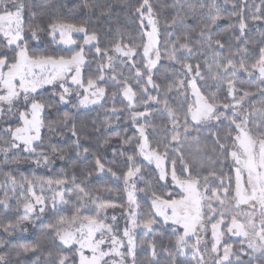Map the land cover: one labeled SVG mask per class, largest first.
<instances>
[{
    "label": "snow or ice",
    "instance_id": "1",
    "mask_svg": "<svg viewBox=\"0 0 264 264\" xmlns=\"http://www.w3.org/2000/svg\"><path fill=\"white\" fill-rule=\"evenodd\" d=\"M84 7L91 9L94 5L85 3ZM198 10L200 11L199 16L197 15ZM134 14L139 19L140 42L138 44L125 43L121 36L110 42L108 47L102 48L99 46L100 40L97 33L90 32L85 23L52 21L42 26L37 22L36 13L30 10L27 0H0V34H2L0 116L12 114L17 116L21 122L15 129L9 125L2 130L11 139L4 141L5 146L0 147V154L4 156L0 163L5 166L9 164L18 166L22 162H27L29 158H34L32 162L37 166L47 167L54 162L53 157L63 160L65 158L64 149L52 143V137H48V143L45 144V136L42 135V129L45 128L52 133V136H63L65 135L63 129H68L71 136L75 138L70 147L77 152L78 157L86 158L90 149L82 148L81 137L71 114L65 112L58 120H46L42 114L46 108L50 109L59 104H71L73 108H77L80 105L98 103L107 95L106 89L100 85L111 81L118 89H121L120 93L114 92L112 96L120 94L128 102L126 107L131 112L132 123L136 125L138 132V137L135 139L138 142L139 156L149 164L155 161V166L159 169V181H166L169 176L162 162L168 158L169 152L180 151L177 145L188 141L191 135L190 128L194 130L202 127L219 128L225 121L228 122L227 131L223 134L220 131L211 133L215 139V146L211 152L218 159L223 158L224 161L230 159L231 163L227 165L228 171L225 172L221 168L219 172L213 170L208 175H201L184 160L181 153L178 157L179 173L176 168L177 161L174 159L170 172L172 183L163 185L170 190L157 194L151 189H137L133 182L134 178H138L143 171L137 163V156H125L127 171L122 176H118L117 172L106 166V161L96 156L93 164L94 170L97 173L110 174L117 180H122L127 193L128 218H130L131 228L126 226L122 236L118 229L114 230L112 224L104 222L101 214L104 209L115 208L117 205L109 202L96 204L92 194L76 184L75 179L71 181L73 185L71 188L67 187L69 181L66 179L46 181L48 186L51 187L54 184L60 189L50 198L51 207L49 209L45 196L37 195L34 191L35 179L30 180L21 176V180L17 181L11 173H5L6 178L10 179L11 191L15 193L17 187L20 189L22 200L18 199L17 202L23 203L24 214L19 216L15 223L0 225V227L10 235L21 228V225L32 223L35 216L43 214L46 210L59 211L57 200L60 204H67L69 201L65 197L72 194L76 197L75 211L72 215L59 216L55 223L47 224L43 230L47 233H54L62 245H78L72 259L75 260V256L78 255L79 264H109L105 258L112 255L121 257L119 264H124L125 254L120 251L125 246L124 238H127V255L133 257L135 255L131 229L140 227L142 223L145 229L151 230L154 225L161 222L160 218H162V223L172 227L173 234L177 235L175 255H183L184 250L189 247L192 248L194 256L201 254L200 233L207 231V226L210 224L214 238L211 254H219L218 246L227 232L242 236L251 254L259 252L264 257V109H254L253 113L245 110L243 102L250 93L245 91L241 95L235 87L238 75L243 74H247L249 78H256L264 84V47H259L258 55L253 59L251 58L253 54L247 47H237L233 50L228 42L216 38L215 29L223 19L221 6L217 0H207V2L201 0L198 6L190 5L191 18L201 23L195 43H193L192 32H185L181 38L176 36L174 31H168L162 40L158 27L159 21L150 0H139L134 8ZM232 15L236 17L238 24H229L228 28L233 33L238 28L240 35L234 36V39L241 42L248 24L242 11L233 12ZM188 19L189 16L173 18L171 27L174 28L177 24L185 26ZM252 19L259 20L260 17L253 15ZM74 33L83 34V44H78L73 39ZM44 35L50 36L53 42L73 46L79 50L72 51L71 55L33 51L31 42L39 44ZM242 42L247 44L246 40ZM86 46L95 47L93 55L99 57L102 62L97 64L96 70L99 75L88 77L85 81L82 78V66L86 62L84 52ZM197 53L204 56L203 68L201 63L189 62L190 58ZM162 58L178 64L180 73L184 77L169 84L163 95L160 94L161 85L157 84L153 77V69L157 67ZM117 64L126 68L129 75L125 76L123 71H118ZM105 72L111 74L106 77ZM205 75L211 79L212 86L217 89L221 88L225 82L227 83L226 95L232 101L231 103L226 100L221 101L216 92L209 91L206 94L201 91L197 81H203ZM69 77L71 84L77 86L76 90L67 86ZM45 85L53 88L50 94L51 99L48 101L37 99L35 95L38 89ZM57 87L60 89L59 92L55 91ZM173 88L184 92L186 108L173 109L169 106L168 92ZM189 88L191 89L190 102L187 91ZM153 91L157 92V95H152ZM260 95L264 96V89L260 90ZM73 96L77 98L75 103L72 100ZM21 98L23 110L17 109L14 112L13 109L16 108ZM153 105L159 109L157 113L151 111ZM139 107H143L145 111H137ZM117 111V109H112V114L116 115ZM155 114H166L170 127L165 125L164 130L171 133V138L165 137L164 141L152 147L146 134L151 124L139 121L141 119L147 121ZM253 114L255 119L252 118ZM213 121L217 123L213 124ZM108 142V139L103 141L104 144ZM192 142L199 144V138L193 137ZM125 143L131 144L132 140H126ZM117 154L124 155V153L114 151V156ZM92 175V172L88 173L89 178ZM44 183L45 181H40L41 189ZM3 186L0 184V187ZM138 192L150 195L147 218L132 210L133 206L140 208L136 200ZM8 200L6 193L5 199H0V206L7 209ZM88 203L93 204L94 215H82V211H90L86 206ZM37 206H39L38 212ZM240 206L247 207L249 211L230 215L232 208ZM119 207L123 208L124 205H119ZM112 220L115 221L116 217L113 216ZM192 237H196V242L189 245ZM105 245L106 250L103 247ZM0 247H6L2 240H0ZM151 247L152 256L155 257L157 255L155 245ZM19 248L23 253L36 254L40 251L39 245L22 244ZM86 250L91 255H86ZM241 250L243 251V241ZM230 254L236 255L232 245L225 243L223 255L213 260V264H233ZM17 255H20V252H17ZM169 255L173 256L172 264H177L175 255L172 253ZM0 264H8L3 254H0ZM33 264H69V256L61 252L53 258L49 253L43 262L37 257ZM112 264L116 262L112 261ZM198 264H205L202 254ZM261 264H264V260Z\"/></svg>",
    "mask_w": 264,
    "mask_h": 264
},
{
    "label": "trees",
    "instance_id": "2",
    "mask_svg": "<svg viewBox=\"0 0 264 264\" xmlns=\"http://www.w3.org/2000/svg\"><path fill=\"white\" fill-rule=\"evenodd\" d=\"M200 2L201 0H150L159 21L158 27L161 39L165 38L168 31H174L176 36L181 38L185 32H192L194 35L193 43H195L196 34H198L201 23L199 20L191 18L190 5L195 4L198 6ZM204 2H207V0H204ZM27 3L30 10L36 13L37 22L41 23L42 26L52 21L76 24L85 23L90 32L95 31L97 33L100 40L99 46L102 48L108 47L110 42L121 36H123L125 43L138 44L140 42L139 19L134 14V8L138 5L139 0H27ZM85 3L94 5V7L91 9L85 8ZM217 3L221 6L223 19L215 29L216 38L228 42L233 50L237 47H247L249 52L253 54L251 58L254 59L258 55L259 47H264V0H227V3H225V0H217ZM241 11L248 24L245 36L242 38V41H247L246 45L242 41L237 42L234 39V36L240 35L238 28L235 33L228 28L229 24H238V20L232 13ZM197 15H200L199 10L197 11ZM253 15L259 16L260 19L253 20ZM181 16H189L187 25L182 26L177 24L174 28L171 27L173 18ZM81 38H84V36ZM0 43H2V34H0ZM31 48L33 51H47L56 55H71L72 51L79 50L76 47H71V51H69V47L53 42L52 38L47 35L42 37L39 44L34 41L31 42ZM161 50L163 52L162 46ZM84 52L86 64L84 66L83 79L86 81L88 77L99 75L96 70L97 64L102 61L99 57L93 55L95 47H85ZM203 61L204 56L198 53L194 54L189 60L193 64L201 63L202 68L204 67ZM116 67L118 71H123L125 76L129 75L126 68H122L119 64ZM110 74L109 72L104 73L106 77ZM153 77L155 82L161 85V95H163L169 84L184 78L183 74L180 73L179 65L164 58L153 69ZM197 83L201 87V91L206 94L209 91L216 92L221 101L232 102L226 95L228 91L226 82L221 88L217 89L212 86L211 79L205 75V79L203 81L198 80ZM100 86L106 89L107 95L97 106L89 109H80L79 107L73 108L71 104H59L50 109L46 108L42 114L46 120H58L63 117L65 112H69L81 137L82 148L86 147L90 149L86 158L84 156L78 157L77 152L70 147L72 140L75 138L71 136L68 129H63L65 133L63 136H52V133L48 132L45 128L42 129V135L45 136V144L48 143V137H52V143L64 149L65 158L63 160L53 157L54 162L47 167L43 165L37 166L32 162L34 158H29L27 162H22L18 166L14 164L5 166L3 163H0V184L4 185L0 187V199H5L6 193L9 197V207L4 209L0 206V225L15 223L17 218L24 214L23 203L17 202L18 199L22 200L20 189L17 187L15 193L11 191L12 185L10 179L6 178L5 173H11L17 181L21 180V176L27 177L30 180L35 179L34 191H36L37 195L43 194L45 196L49 209L51 207L50 198L54 192L60 189L54 184L51 187L48 186L46 181L49 179H66L69 181L67 187L71 188L73 187L71 181L75 179L76 184L92 194L96 204L105 202L115 203L117 208L124 213L128 211L127 193L124 190L123 181L117 180L110 174L97 173L93 168L96 156H100L102 161L107 162V167H111L113 171L117 172L118 176H122L127 171L125 156L135 155L138 157L137 163L140 164L143 170L142 174L133 181L137 189H151L152 191H156L157 194L166 193L170 190L163 187L164 181L158 180L159 170L139 156L138 142L135 139L138 137V132L136 131V125L132 123L131 112L127 110L126 106L128 102L120 94H117L115 97L112 96L114 92L120 93L121 89H118L111 81ZM235 87L241 95L245 91L250 93L243 102L245 110L253 113L254 109H264V96L260 95V90L264 89V84H261L258 79L249 78L247 74L238 75ZM55 91L59 92V87ZM187 91L190 102L191 89L189 88ZM52 92L53 88H49L39 91L35 95L37 99L48 101L51 99L50 94ZM151 94L157 95V92L153 91ZM168 98L169 106L173 109L186 108L183 91L173 88L168 92ZM76 99V97L72 98L73 103L76 102ZM17 109L23 110V101L19 102L13 111L16 112ZM112 109L118 110L116 115L112 114ZM136 110L145 111L143 107H139ZM151 111L157 113L159 109L153 105ZM252 118H256L254 114ZM139 122L151 124L146 134L152 147H156L158 142L164 141L165 137L171 138V133L164 130L165 125L170 127L166 114H155L150 116L147 121L141 119ZM20 123L19 120L9 119L7 116L0 118V147L5 146L4 141L11 139L2 130L9 125L15 129ZM227 127L228 122L225 121L219 128L202 127L198 130L190 128L191 135L188 137V141L177 145L180 151L168 153V158L165 159L167 170L171 171L173 166L172 160L175 159L177 161L176 168L179 173L180 162L178 157L182 153L184 160L190 163L195 171L201 175H208L213 170L219 172L221 168L227 172V165L231 163L230 159L228 161H224L223 158L218 159L211 152V149L215 146V139L211 133L220 131L223 134V132L227 131ZM181 135L183 136L182 131ZM193 137L199 138V144L192 142ZM105 139L109 140L108 144L103 143ZM129 139L132 140V143L126 144L125 141ZM114 151L116 153H124V155L117 154L114 156ZM161 151H163L162 148ZM3 159V154H0V161H3ZM89 172L93 173L90 178L88 177ZM232 174L234 176V172ZM41 180L45 181L43 189L40 186ZM65 199L69 202L58 207L59 211L52 212L46 210L43 215L37 217L31 224L25 223L21 225V228L10 235L5 233L3 228L0 227V240L6 244V247H0V254L6 256L8 264H33L37 260V257L43 262L49 253L55 258L61 252L69 256V264H79L78 255L75 256V260L72 259L76 253V246L68 247L62 245L54 233H47L43 230L47 224L55 223L59 216H71L75 211V195L69 194ZM136 200L140 205L138 209L140 216L147 218L150 195L138 192ZM119 205H124V207L121 208ZM86 206L89 209L93 208L92 203H88ZM94 214L95 212L91 211V209L88 212L82 211V215ZM176 239L177 235L173 234L172 227L164 225L162 221L158 222L155 229L151 232H142L137 235L135 255L131 261L132 264H172L173 256L169 255V253L176 254ZM22 244L27 246L39 245L40 251L36 254L31 252L23 253L19 248ZM153 244L157 252L155 257L152 256L151 245ZM241 251L240 246V252H237L235 259L232 260L233 264H261V261L264 260V257L253 255L245 248H243L244 253ZM17 252H20V255H17ZM175 259L177 264H198V261L188 254L175 255Z\"/></svg>",
    "mask_w": 264,
    "mask_h": 264
},
{
    "label": "rangeland",
    "instance_id": "3",
    "mask_svg": "<svg viewBox=\"0 0 264 264\" xmlns=\"http://www.w3.org/2000/svg\"><path fill=\"white\" fill-rule=\"evenodd\" d=\"M81 37H83V34L82 33H80V34L74 33L73 34V39L76 40L78 44H83L84 38H81ZM58 40H59V37L57 36V41ZM93 43H95V42H93ZM59 45H62V44H59ZM62 46L69 47V48L70 47H73V46H68V45H62ZM86 47H88V46H86ZM85 64H86V62H85ZM84 66L85 65L82 66V78H83ZM67 86L70 87V88H72L73 90H76L77 89V86L71 84L70 77H69V83H68ZM49 88H52V86L45 85L43 88L38 89V92L39 91H42L44 89H49ZM74 97L75 96H73L72 98H74ZM90 99H94V97H90ZM103 99L104 98H102V100L100 102L95 103V104L80 105L78 107L80 109H89V108H92L94 106L99 105L103 101ZM21 101H23L22 98H21L20 102ZM6 116L9 119L18 120V117L17 116H13L12 114H5L3 116H0V118L6 117ZM212 123L215 124L217 122L213 121ZM150 164L153 165V166H155V161H153ZM162 166L167 169L166 161L165 160L162 162ZM168 172H169V176H168L167 180L164 181V182L171 185V183H172L171 182V177H170V172L171 171H168ZM134 180H135V178H134ZM57 204H58V207H61V205H62L59 202H57ZM90 209H91V211L92 210L94 211V209L92 207ZM132 210L135 211V212H138V209L135 208L134 206H133V209ZM38 211H39V206H37V212ZM246 211H249V209L247 207L240 206L239 208H232L230 210V215L231 214H236V213L242 214V213H244ZM43 214H41V215H43ZM101 214L104 217V222L106 224H112L114 226V230L115 229H118L119 230V233L121 234V236L123 234V229L126 226L129 227V228H131L130 218H128V211L126 213H124L122 210H120L119 208L115 207V208H106V209H104L102 211ZM39 216H35L33 218V221L37 217H39ZM113 216L116 217V220L115 221L112 220V217ZM217 219H219V217H217ZM160 220L162 221V218H160ZM228 222L230 223V218H229ZM29 224H31V223H29ZM156 226L157 225H154L153 226V229H155ZM153 229H151V230L145 229L143 227V224L142 223H141L140 227H136V228H132L131 229V234H132L133 241H134V244H135V249H136V237H137V235L139 233H142V232H145V233L151 232ZM181 232H182V230H181ZM200 237H201V243L199 244V247L201 249V254L203 255V259H204L205 264H213V260L219 259V257L223 255V245L225 243L226 244H229V245H232L233 252H235L237 254V252H240V246H241V243L243 241V248H245L247 251H249L251 253V250L248 249V247H247V242L244 240V238L242 236L232 235V234L226 232L225 235L221 238V244L218 246V248H219V254L218 255L211 254V248H212V244L214 243V238L212 236V231H211V225L210 224L207 226V231H204V232H201L200 233ZM97 238H99V236H97ZM124 239H125V246L120 249V251L125 254L124 255V264H132L131 261H132L133 256L127 255V238H124ZM195 242H196V237H192L189 240V245L194 244ZM67 246L68 247H73L72 245H67ZM76 247L78 248L79 246L76 245ZM103 247H105V250H106L107 246L105 245ZM135 249H134V252H135ZM205 249H206V251H205ZM241 252L244 253V251H241ZM183 254L191 255L197 261L200 260V255L201 254H196L194 256L193 250H192L191 247L185 249L184 252H183ZM86 255H91V253L86 250ZM253 255L261 256L259 252H256ZM235 256L236 255L230 254V260L231 261L234 260L235 259ZM105 259L109 262V264H112V261H115L116 264H119V261H120L121 257L116 256V255H112V256L106 257Z\"/></svg>",
    "mask_w": 264,
    "mask_h": 264
}]
</instances>
